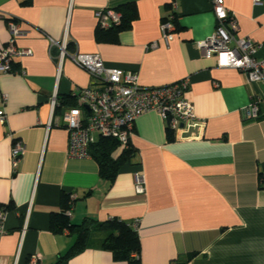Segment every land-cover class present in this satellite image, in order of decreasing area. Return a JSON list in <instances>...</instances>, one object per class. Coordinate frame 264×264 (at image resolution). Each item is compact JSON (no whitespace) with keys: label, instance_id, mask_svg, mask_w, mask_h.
Listing matches in <instances>:
<instances>
[{"label":"crops","instance_id":"0c3cea01","mask_svg":"<svg viewBox=\"0 0 264 264\" xmlns=\"http://www.w3.org/2000/svg\"><path fill=\"white\" fill-rule=\"evenodd\" d=\"M171 1L0 0V48L15 19L29 30L17 46L32 51L14 60L21 73H0V92L7 96L0 98V264H59L86 228V245L60 264H128L101 246L105 232L96 225L112 217L137 229L140 264H264V85L204 56L198 41L215 29L213 0H174L176 28L164 40L161 22ZM224 1L238 20L237 35L256 43L255 56L263 59L264 0ZM131 2L138 10L132 25L114 42L99 41L98 11ZM66 30L59 71L61 49L51 41L60 42ZM154 41L157 47L147 49ZM76 52L96 53L107 67L136 72L145 88L188 78L195 117L175 130L156 111L138 117L130 137L135 154L111 182L95 158L68 153L63 112L78 106L80 89L95 82L72 59ZM255 99L260 115L246 119L243 108ZM100 138L93 132L91 144ZM18 141L25 149L14 166ZM136 173L145 177L142 193ZM63 193L74 201L68 214L77 226L54 232L51 216L61 211Z\"/></svg>","mask_w":264,"mask_h":264},{"label":"built area","instance_id":"2783aa9c","mask_svg":"<svg viewBox=\"0 0 264 264\" xmlns=\"http://www.w3.org/2000/svg\"><path fill=\"white\" fill-rule=\"evenodd\" d=\"M172 11L162 19V38L168 40L175 30L174 10L177 5L171 1ZM213 10L216 16L214 31L206 39L198 41L206 58L218 57L219 65L231 66L242 70L249 81L264 85V58L255 56L258 45L247 37H239L237 18L227 8L224 0H213ZM98 26L108 29L121 22V13L113 8H105L97 13ZM10 37L0 48V73L21 71L13 67L16 58L31 54L27 48H20L16 44L19 37L26 36L29 30L22 27L15 19L8 21ZM61 51L59 55V71L62 59L67 54L68 31L66 30L60 42L52 40ZM156 41L146 45L147 49L157 47ZM221 55L226 60L221 62ZM72 59L86 69L94 83L82 87L77 95L79 105L63 112V119L69 133L68 153L71 157L86 158L91 156L90 145L92 133L99 132L103 137L116 138L122 148L129 143L133 134L135 121L141 115L156 111L165 120L167 127L178 129L183 123L195 117V106L187 97L189 87L188 78L176 83L145 88L139 84L136 72L125 71L121 68H111L104 64L103 59L96 53H79L71 55ZM0 98L7 96L0 92ZM56 93L51 99L52 110L56 107ZM88 107L86 117L82 116L80 107ZM260 103L255 99L243 108L246 119L257 118L260 115ZM0 121H5V113L0 110ZM24 145L18 141L12 150L14 166L24 152ZM135 186L139 193L145 191V177L141 173L135 174ZM137 224V221L135 225ZM0 225V234H4ZM36 264V259H31Z\"/></svg>","mask_w":264,"mask_h":264},{"label":"trees","instance_id":"16d2710c","mask_svg":"<svg viewBox=\"0 0 264 264\" xmlns=\"http://www.w3.org/2000/svg\"><path fill=\"white\" fill-rule=\"evenodd\" d=\"M114 9L121 13V22L108 29L98 26L96 36L99 41H116L118 33L123 29L129 28L138 15L136 4L133 2ZM119 146L120 143L116 138L103 136H101L96 143L90 145L91 156L99 163L101 176L108 178L111 182H114L122 164L126 161H130L135 154V150L131 146L129 140L128 145L122 149L120 155L114 157L113 152ZM259 182L260 187L264 188V167L259 172ZM73 202L74 201L71 200L69 194L63 193L61 199V211L53 212L51 216V229L54 232H61L65 228L71 229L77 226L72 224L68 214L72 208ZM96 227L105 232V237L102 240L101 246L102 248L111 251L115 260L127 261L128 264H140V237L137 229L118 217H112L102 221L98 223ZM90 231V228L82 229L80 231L79 240L76 245L71 252L60 256L59 264L62 263V260L75 254L86 245V240Z\"/></svg>","mask_w":264,"mask_h":264},{"label":"water","instance_id":"95a60500","mask_svg":"<svg viewBox=\"0 0 264 264\" xmlns=\"http://www.w3.org/2000/svg\"><path fill=\"white\" fill-rule=\"evenodd\" d=\"M86 108L88 109V107L86 106Z\"/></svg>","mask_w":264,"mask_h":264}]
</instances>
